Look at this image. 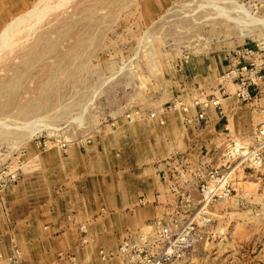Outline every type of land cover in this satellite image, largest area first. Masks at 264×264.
Returning <instances> with one entry per match:
<instances>
[{
  "label": "rangeland",
  "instance_id": "374dc122",
  "mask_svg": "<svg viewBox=\"0 0 264 264\" xmlns=\"http://www.w3.org/2000/svg\"><path fill=\"white\" fill-rule=\"evenodd\" d=\"M251 62L264 73V0H0V215L8 188L58 171L75 147L121 153L119 131L145 115L181 111L190 126L214 96L259 103L264 78L240 69ZM200 154L194 171L181 165L198 195L157 197L165 212L98 247L100 264H264V167L238 165L231 147ZM210 169L230 195H202ZM127 239L135 259L120 252ZM57 262L79 264L71 251Z\"/></svg>",
  "mask_w": 264,
  "mask_h": 264
},
{
  "label": "crops",
  "instance_id": "0c3cea01",
  "mask_svg": "<svg viewBox=\"0 0 264 264\" xmlns=\"http://www.w3.org/2000/svg\"><path fill=\"white\" fill-rule=\"evenodd\" d=\"M222 107H210L205 119L190 113V126L181 111L164 113V123L145 115L119 131L121 153L99 144L75 147L79 151L70 152L58 171L53 167L8 188L0 215V264H57L60 251L75 253L79 264H100L98 247L117 246L128 231L145 228L165 212L157 197L198 195L196 178L183 177L179 162L184 159L194 171L201 151L249 139L264 118V97L242 105L232 93L221 99ZM14 246L15 260L9 258Z\"/></svg>",
  "mask_w": 264,
  "mask_h": 264
},
{
  "label": "built area",
  "instance_id": "2783aa9c",
  "mask_svg": "<svg viewBox=\"0 0 264 264\" xmlns=\"http://www.w3.org/2000/svg\"><path fill=\"white\" fill-rule=\"evenodd\" d=\"M252 54L253 52L251 51V55ZM253 66H255V68ZM240 69L242 70V72L249 71V72L257 73L258 74L257 78L259 80L264 78V73H258V70L254 71V69H257V66L255 65L254 62L245 64ZM234 72L235 71H232V73ZM227 76H230V73H228ZM241 80H242L241 84L246 85V82L244 81V77ZM238 96L243 99H246L250 95L248 93L246 94L243 93V90L240 88ZM204 104L221 108V99L217 96H214L210 100H206ZM151 116H154V114H152ZM198 118L204 119L205 113L204 112L200 113L198 115ZM231 149L234 151V156H236V158L239 160L238 165L245 163L254 169L263 168L264 167V120L261 121L256 127L253 133L252 140L247 142L233 141L231 145ZM182 163L183 161L179 162V165H182ZM215 182H220L221 183L220 186L215 187L214 185ZM201 193L207 199H213L216 197L230 195L231 194L230 183L228 182L227 177L225 176L224 173H219L217 169H210L208 176L202 180ZM190 229L192 230L193 227H191ZM169 230L170 229L167 227H162L159 230L160 236L163 238L168 237L170 233ZM132 249H133V245L131 241L127 239L121 244L120 252L131 255ZM130 257L131 259H135V256L133 254Z\"/></svg>",
  "mask_w": 264,
  "mask_h": 264
},
{
  "label": "bare ground",
  "instance_id": "6f19581e",
  "mask_svg": "<svg viewBox=\"0 0 264 264\" xmlns=\"http://www.w3.org/2000/svg\"><path fill=\"white\" fill-rule=\"evenodd\" d=\"M34 12H35V11H34ZM15 27H16V26H15ZM12 30H13V29H12ZM12 30H11V31H12ZM18 30H19V29H18ZM3 32H4V31H3ZM6 36H7V35H6Z\"/></svg>",
  "mask_w": 264,
  "mask_h": 264
}]
</instances>
